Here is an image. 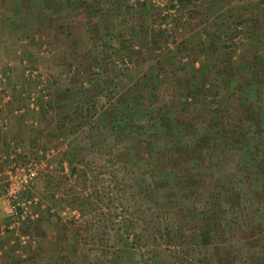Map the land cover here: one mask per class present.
<instances>
[{"label": "rangeland", "instance_id": "rangeland-1", "mask_svg": "<svg viewBox=\"0 0 264 264\" xmlns=\"http://www.w3.org/2000/svg\"><path fill=\"white\" fill-rule=\"evenodd\" d=\"M223 1H225L224 5H226L225 11L228 12L225 14L223 4H221ZM258 1L260 0H95L92 3L96 4L92 7H88V4L85 7V2H83L84 4L81 3V5L87 8V12L83 10V12L81 11L77 15L76 25H58L57 28L59 31L60 26H64L63 33L65 34L62 33L63 36L60 34L59 39L62 41L59 45V50L58 48L56 50L53 48L49 52L46 50V44L44 45L42 39L37 36H40L42 33L45 35L46 32H49L48 28L50 24L42 25L40 17L37 18L35 16L36 14L32 15L35 18L32 17V19H29L32 30L25 34L24 37L20 35L19 30V32L16 31L14 36L6 35L9 33V30H4L2 27L3 24L0 21V105L7 106L14 100H19L20 102L21 99L29 104L32 103L35 105L39 103L38 100L41 98V95L43 98H46L48 95L50 96V89L53 90L58 87V78H62L64 75L54 76V73L61 72L62 70L65 75L67 74L65 79L71 80L72 82L74 80L75 82L78 81L84 91L89 90L96 93V89L103 87L105 91H114L118 94L124 88H131L132 92L134 90V96L139 97L141 93L138 81L140 80L135 79V77L143 74L150 63L153 65L154 61H152L151 55H158L157 57H160L161 55H166L165 53H175L176 56L172 60L174 62L172 66L182 68L183 70L188 69L190 74L193 75L195 66H192L190 63L191 57L189 50L191 51L193 49L190 52L193 58L199 57L202 47L196 46L198 40L202 39L203 41L205 39L212 41L215 37L213 35L211 36L210 33L215 32H221V38H217V43H226L231 46L230 50H227V54L231 51V55H233V59L235 60V62H230L231 67L237 66V61L249 59L247 60L248 62L246 61L248 64L247 68H236L235 70L236 75L239 77L236 87H239V90H243L244 92L249 91V93L254 89V94L256 95L254 98L256 100L254 101H257V104L259 102L263 105L264 101H261L263 100L261 99V93L264 98V87L259 83L261 74L258 71L255 72L253 68L255 63L264 58V4H262V7H259L257 4ZM120 2L123 5H119ZM185 2L186 4H184ZM173 3L177 4L175 8L172 6ZM93 7L94 11L96 7L97 11L101 12V15L99 14L100 16L111 18L117 31L114 29L111 31L104 30L103 32L105 34L107 32V37H97L93 34L92 26L89 25L91 17L88 16V13ZM191 10L196 11V15L194 14L195 18L191 24L200 22L201 25H210L207 33L204 32L203 36H197L203 32L201 25H183L182 14ZM2 11L1 9L0 12L2 13ZM255 12L259 14L256 15ZM253 17H257L258 19L255 18L258 21L256 26L254 25ZM237 22L245 24L242 25ZM123 27L131 30L125 31L126 35L129 32H133L137 36V38L135 36V42L141 39L144 44H149L151 41L150 46L144 45L145 49L147 48L146 53H150L148 57L145 55L139 56L138 53H135L133 57L128 56V54L122 56L123 52L117 47H121L122 43H126V41L121 40L124 31ZM162 30H166L167 32L163 33ZM99 31L95 30L94 32L97 35L103 33ZM73 39H75L76 46ZM130 39L127 38L128 44H133L134 42L132 40L130 41ZM78 41H81V43ZM30 42L36 43L35 46L38 50H34L35 48ZM138 46L136 50L139 49ZM68 48H70V55L67 60V56L63 58L61 52H67ZM131 49V51H134L133 48ZM208 53L210 55L212 54L209 51ZM208 53L207 55H209ZM188 55L189 58H187ZM180 57L184 58L181 59ZM207 59H203L197 66L202 65V62L207 63ZM221 65L224 66L226 64L223 61ZM256 74L257 78L255 79ZM230 79L232 80V78ZM222 81L224 84V78L218 80V82ZM229 87L231 88V86ZM39 93L41 94L37 97ZM93 93L89 95L90 97L88 99L78 104V106L82 107L81 109L84 113V127H80V130H78L77 127H74L76 125L71 124L69 126V130L71 131L77 129L69 137L72 139V147L67 149L70 143L68 138L64 140V143H61L60 149H56L55 147V153L50 157L49 169L43 170L42 164L39 166L36 165L37 176L29 185L30 188L28 187L24 190L19 197L20 202L26 203V201L33 199L27 200L25 197L33 195L46 204L47 212L40 211L37 208L40 204L38 205L34 202L31 204V201H28L26 203L27 208L23 205L15 204V211L12 214L9 211L12 207L11 203L4 195V188L2 189L0 197L2 196L4 201L3 208L6 218L5 222H7L5 226L13 232L11 236L17 248L26 247L24 251L20 249L24 254L22 257L24 260H17L13 264H64L62 261L67 260L68 257L70 259L72 257V264H112L110 257L111 251L115 249L114 247L131 243L136 233L134 229L133 231L135 232H131L130 238L127 241V226L119 221H124L125 217H130L131 215L138 217L139 214H137L138 212L136 210L137 205L135 206L134 204L136 201H134L133 193L139 198L140 196L144 198L146 194L142 190L139 181L136 182L134 180L132 185L128 182V178L132 175L131 171L134 173L131 177H137L138 171H143L147 177L145 178L142 175V178L147 180L144 181L146 185L148 184L150 187L159 190V193L153 194L154 196L152 198L154 200L174 180L175 175L173 174L151 175V172L157 169L155 159L157 157L163 159L167 156L166 150L170 145L163 142L161 146H157L158 149H155V153H149V150L146 148H141L143 151L142 158L138 156L140 158L134 159L130 155H122L124 152L122 148L126 144H132L134 138L123 141L124 144L123 142H119L117 147L119 149L113 146V143L117 139L116 130L113 126H107L105 122L110 120V117H114L111 121L117 117V122L126 118L125 116L121 118V115L117 114L115 110V106L120 104L118 103L119 97L117 98L116 94L113 97L108 96L106 99V97L104 98L102 96L101 98L99 95L93 96L95 95ZM153 96L154 93L151 95L152 100ZM248 96L252 97V95ZM144 97V100L147 101L146 104L152 101L147 99V95H144ZM158 98L160 99L159 104L165 102L166 106L174 107L170 111V108H166V112L163 113H160L159 109L157 112L156 109L153 114H157L156 116L158 118L160 115L161 117L165 116L166 120L168 118L170 120L171 118L169 123L172 125V128L169 132H166L165 127L161 125L163 124L160 121L162 120L161 117L159 118L160 120L150 119L152 122L149 125H153L152 131H155V137L153 139L167 141L164 139L171 137L169 140H172L176 133L180 132L179 130L188 133L190 146L195 148L191 152L180 151L183 157L191 158V155L195 157L204 152L206 158L212 159V164L217 166L218 161L214 158V155L225 148L222 146L216 147V145L220 144L223 139H228L231 143H234L244 138L243 143L240 142L236 145L245 147L243 149L241 148L244 153H246V149H250V152L248 150L243 155L244 157L239 159V167L235 165L231 168L226 165L224 178L219 175V178L216 179L218 187L214 189L213 196L211 195L212 197L208 195L201 197H194L193 195L184 196L182 193H179L178 196H173L172 200H176L178 209L182 210L181 212L183 213H189V208H191L192 212H199L203 209L202 206L207 205L206 207H209L208 203L214 205L216 202H220L224 208L231 204H234L235 208L245 206L252 213L251 215L254 216L256 223L264 230V164L262 160L264 154V125L262 124L261 115L257 114V111L250 110L249 115L251 118H247L246 116L245 123L247 126L244 130L239 127H234L233 130L227 132L223 129L221 112L217 111L218 119L211 123V127L208 130L206 128L202 129L200 124L197 126L196 120L200 109L191 108L186 104H178V101L172 102L170 100V94H163ZM116 101L117 104H115ZM212 102L209 104L217 105L221 100L217 102V99L214 97ZM157 105L156 103V107ZM38 107H40V103ZM222 108L221 110L223 112L224 110ZM216 109L218 107L214 108V110ZM104 110L106 112H102ZM214 110L212 113L215 112ZM129 113L131 114V112ZM162 114L164 115L162 116ZM64 122L65 118L62 117L58 120V125L63 128ZM150 133L147 132L145 134L146 136H143V139L147 138V134ZM66 140L67 145L65 144ZM90 142L97 143L96 145L100 147L97 150L91 148L86 149L83 153L86 156V161L90 162V167L87 168L88 179H83L84 176H72L71 168L67 164L65 154L75 148V146L82 147L84 145L86 147ZM108 146L114 149V157L110 154V150L106 148ZM59 147L58 145L57 148ZM135 152L133 151V154ZM97 158H100V161ZM35 161L30 160L22 167L30 163L36 164ZM134 163H136L137 167L133 166L135 170H131L132 165H135ZM193 163L197 164L195 160ZM171 164L174 166L177 164L178 166L177 160H172ZM116 177H119L121 180L117 182ZM250 191H253V193L256 192L257 200L251 196ZM80 193L84 194V198L79 197ZM24 194L25 197L23 199L22 195ZM89 195L91 197L90 200L93 201V205L91 206L86 204ZM166 198L163 199L165 200ZM68 200L69 203H67ZM149 200L151 199L149 198ZM151 201L153 205L154 201ZM49 205L53 207L51 211L48 210ZM70 206L73 207L69 208ZM34 210H39L40 214L37 215V212ZM162 211L165 213L163 214V226H169L170 216L174 214V210L171 208V213H168L169 211L167 212L171 215H168L164 210ZM230 213L228 211L225 215H230ZM220 215L223 214L220 213ZM225 215H223L224 219L226 217ZM146 218H148L147 223L140 221L141 226H137V229H139L137 231L143 234L146 233L145 236L155 231L153 226L156 225L151 221L153 218L152 215H147ZM27 219H37L36 223L38 225L43 220L52 221L53 224H50L53 227L48 230L47 234H52L53 231H56V236L59 238L67 236L66 239L69 243L67 244L66 250L63 249L61 251L59 248L56 249V246L52 247L53 245L47 244L46 247L51 251L46 250L43 254L40 252H38L40 254H37L34 250V253L33 250L27 247L33 240V236L21 230L23 221ZM116 221L117 224L115 225L114 223ZM240 221H242L241 218L239 219V223ZM39 230L43 233L41 236L46 235L44 228H40ZM131 244L130 247L132 249L130 255L135 260L132 263L125 262V264H147L148 261L155 264L158 261L157 257L152 262V260H149V256L159 251V248L160 250L166 248V244H163L162 247L153 243L143 247H134ZM135 244L136 246L139 245L138 243ZM217 251L221 258L228 254L227 251L222 249ZM107 252L110 254H107ZM164 252L168 253L169 249L167 248ZM256 252L264 256V246H258ZM60 254L63 256L67 254V256L63 260V256H60ZM130 255L128 252H125V261L130 260L128 259ZM163 255L164 253H162ZM241 264H247V262L241 260ZM251 264H258V262Z\"/></svg>", "mask_w": 264, "mask_h": 264}, {"label": "crops", "instance_id": "crops-1", "mask_svg": "<svg viewBox=\"0 0 264 264\" xmlns=\"http://www.w3.org/2000/svg\"><path fill=\"white\" fill-rule=\"evenodd\" d=\"M93 1L95 0H0V10H3L2 13L0 12V21L3 24V29L9 30V33H7L6 35L14 36L16 34V31L19 30L20 32H18L20 33V35H23L22 37H24L25 34L29 33L32 30L31 21H29V19H32V15L36 14L35 16L37 18L40 17L42 25L50 24V27L48 28L49 32H46L45 35L44 33H42L43 36L41 34L37 37H40V39H42L44 45L46 44L45 46L48 52L49 50H53V48L55 50L56 48H58L59 50V45L62 41L59 39L60 34L63 36V34L65 33H63L64 26H60L59 31L57 28L58 25H76L75 23L77 20V15L81 13V11L83 12V10H86L87 12V8H85L87 7L86 4H88V7H92L96 4H93ZM83 2H85V7H82L81 5V3L84 4ZM224 3L225 1L221 2V4H223L222 6L224 8L225 14L228 12L225 11L226 5H224ZM184 4H186V2ZM184 4L182 5L184 6ZM119 5L123 4L120 2ZM99 14L101 15V12L97 11L96 7L94 11L93 7V9L88 13V16L91 17L89 25L92 26V32L97 37H107V32L105 34L103 31H111L113 29L116 30L115 25L111 18L103 17ZM194 14L196 15V11L191 10L188 12H184L182 14L183 25H201L200 22L191 24V22H193V19L195 18ZM201 27H203V32L201 34H198L197 36H203L204 32L207 33L210 25H201ZM95 30H100L99 32L101 33L102 31L103 33L97 35L94 32ZM125 31L131 30H128L127 27L124 28L121 40L126 41V43H122L121 47H117L118 49L120 48V50L123 52L122 56H126L128 54V56L133 57L135 53H138L139 56L145 55L148 57L150 53H146L147 48L145 49L144 45L150 46L151 41L149 42V44H144L141 39L138 42H135L137 36L133 34V32H129L126 35ZM219 36L220 37H218V39L221 38V32L219 33ZM127 38H131L130 41L132 40V42L134 43L128 44ZM216 41V39H213L212 41H207L205 39H203V41L202 39L198 40L196 46L202 47V50L200 53L201 55L197 58H193L192 54L190 53L193 49H191V51L189 50V55L191 57L190 63L192 64V66H195L193 75L190 74L188 69L183 70L182 68L172 66V64H174L172 60L176 56L175 53H165L168 56L161 55L160 57H157L158 55H151L150 57L152 61H154L153 65L150 63L146 70H144L143 74L137 75V77H135V79L140 80L138 81L141 93L140 94L138 92V94H140L139 97L134 96V90L132 92L131 88H124V90L122 89V91L118 94L114 91H105L103 87H99V89H96V93H93L89 90L84 91L83 87L78 83V81L75 82L74 80V82H72L71 80L65 79L67 77V74L65 75L64 71L62 70L61 72L54 73V76L64 75V77L58 78V87L53 90L50 89V96L48 95V97L43 98L41 95V98L38 100L40 103V107H38L39 103L35 105L32 103L29 104L22 99L20 102L19 100H14L7 106L0 105V195L2 194V189L8 183L6 174L9 170L22 167L30 160H36L35 162L38 166L42 164L43 170L49 169L50 157L53 153H55V147L56 149H60L62 145L61 143H64V140L66 138H68V141L70 142L67 149L72 147V139L69 137L72 136L73 131L76 132L77 129L80 130V127L84 125V115L81 109L82 107L78 106V104H81V102H83L85 99H88L90 97L89 95L92 93L95 94L93 96L99 95V97L102 98L103 96L104 98L106 97V99L108 96L113 97L117 94V98L119 97L118 103H120V107L122 108V110L128 108L127 105H130L132 107H142L144 109L153 111H156L157 109V112L159 109L160 113L166 112V108H170V111L174 107L168 105L166 106L165 102L159 104V96H162L163 94H170V100L172 102L178 101V104H186L191 108L200 109L197 118L199 120L204 118V112L207 110L212 112L215 107H221V105L223 107L222 109L225 110L226 104H229L231 99L233 98L232 92L234 93V91H238L242 94L249 93V91L244 92L243 90H239V87H236L238 85L239 77L236 75L235 71L236 68H247V60L249 59H242L241 61H237V66L231 67L230 62H235V60L233 58H231V60L226 59L227 56H229L227 54L226 43L222 44L217 43ZM34 42L30 43H32L31 45L35 48L34 50H38L35 46L36 43ZM73 42L76 46L75 39H73ZM78 42L81 43V41ZM130 46H132L131 48H133L134 51H131L132 49L130 48ZM137 46L139 48L138 50H136ZM69 51L70 48H68L67 52H61L63 58L67 56L68 60L70 55ZM208 51L212 52V54L210 55ZM207 53L209 55H207ZM189 55L187 58H189ZM204 57L208 58L207 63L202 62V65L197 66L201 61H203V59H205ZM180 58L182 59L184 57ZM223 61L226 64L224 66L221 65V62ZM215 63L218 64L216 65ZM223 78L224 84L223 81L218 82L219 79L222 80ZM230 78H232L233 81ZM229 86H231V88ZM150 91L154 93L153 100L151 98V95L153 93H151ZM40 94L41 93H39L37 97L40 96ZM144 95H147V99L152 101L146 104L147 101L144 100ZM214 97L217 99V102L219 100H221V102L217 105H210L209 103H213L212 100L214 99ZM156 103L160 106L157 105L156 107ZM115 104H117V101L115 102ZM102 112L106 111L104 110ZM129 115V113H126L123 110L121 118L122 116H125L126 119H130L131 116ZM156 115L154 114L153 116L144 117L138 122L150 123L152 122L150 121V119L160 120L159 118L161 117V115L159 116V118ZM163 115L164 114H162V116ZM62 117L65 118V126L63 125V128L58 125V120ZM161 118L166 122H170L171 120V118L170 120L169 118L166 120L165 116ZM111 119H114V117H110V120L105 122L107 126L113 125L114 120L111 121ZM215 120L216 119L211 118L210 122L212 123ZM71 124L76 125L74 127H77V129H74L73 131L69 130V126H71ZM199 124L200 126H202V129L207 128V125L204 122H199L197 126ZM66 130L69 132H67ZM65 144L67 145V140L65 141ZM58 145L60 146L59 148H57ZM30 197V199H33L28 200L31 201V204L33 202L38 205L40 204V206H37V208H39L40 211L42 210L43 212H47L46 204L41 202L40 199H37L33 195H30ZM28 201H26V203H28ZM3 207L4 201L1 196L0 264H13L16 263L17 260H24V258H22L24 254L20 251V249L24 251L26 247L17 248V245L12 239L13 237L11 236L13 232L7 229L5 226L7 222H5L6 218ZM39 210H34L35 212H37V215L40 214ZM36 221L37 219H27L26 221H23V227H21V230H23L24 233H28L33 236V240L30 242L29 246H27L29 249L33 250V252L35 250L37 254H43L44 251L50 250L46 247V245L49 244L51 246L53 245L52 247L56 246V249L59 248L61 249V251L63 249L66 250L67 244L69 243L66 239L67 236L59 238L58 236H56V231H53L52 234H47L48 230L52 229L53 227V225L50 224H53L52 221L43 220L40 225H38ZM38 228H44L46 231V235L41 236L43 233ZM49 235H51V237H49ZM61 255L62 254H60V256ZM65 256H67V254ZM65 256H63V260L65 259ZM57 258L59 257L57 256ZM71 259L68 257L67 260L62 262L64 264H72L73 261H71Z\"/></svg>", "mask_w": 264, "mask_h": 264}, {"label": "trees", "instance_id": "trees-1", "mask_svg": "<svg viewBox=\"0 0 264 264\" xmlns=\"http://www.w3.org/2000/svg\"><path fill=\"white\" fill-rule=\"evenodd\" d=\"M257 4L259 5V7H262V4H264V0L258 1ZM176 5V3L172 4L174 8L176 7ZM258 12H255V14L258 15ZM255 18L257 19V17H253L252 19L254 20V25L256 26L258 24V19L256 20ZM239 24H242V22H240ZM244 24L245 23H243V25ZM162 32L165 33L167 31L162 30ZM212 35L216 40L218 37H220L218 32L211 33V36ZM226 47L227 50H230L231 48V46H229L228 44H226ZM228 54L229 56L226 59L231 60V58H233V55H231V51L228 52ZM253 68L255 69V72L258 71L261 74L259 83L264 87V58L261 61L255 63L253 65ZM256 78L257 74L255 79ZM254 92V89L247 94H242L238 91H234V93L232 92L233 98L231 99L229 104H226V109L223 112L221 110L222 107H218V109L214 110L215 112L213 113L207 110L204 112V118L196 120L197 124L199 122H204L207 125L206 129L209 130V127H211L210 119H218V111L221 112L220 115L222 116V125L224 131L228 132L229 130H233L234 127H239L244 130L247 126V124L245 123L246 116L247 118H251V116L249 115V111L254 110L257 111V114L261 115V119L263 122L262 124L264 125V104L262 105V103L259 102L257 104V101H254L256 100L254 99L256 96ZM248 95H252V97H249ZM261 99H263L261 100L263 102L264 98L262 93ZM127 106L128 108H125L126 110H123L126 113L131 112V114H129L132 118H124L121 121L117 122V117H115L113 125H108L115 127L116 130L117 139L113 143V146L117 148L119 142L134 138V142L132 144H126V146L122 148V150L124 151L122 155H130L131 158L134 159L140 158L138 156H141L142 158L143 151L141 148H146L147 150H149V153H155V149L157 148V146H161L164 142L165 144L170 145L166 150L167 156H165L163 159L161 157H157L155 159L157 162V169L154 172H151V175L168 173L175 176L173 182H171L169 185V187H171H167L163 193H160V196H158L159 198L156 197V199L154 200V198H152L154 196L153 194L159 193V190H156V188L154 187H150L148 184L146 185V182L144 181L147 180L142 178V175L143 177L145 176V178L147 177L143 171L139 170L137 177H131L134 174L131 171L132 175H130V177L128 178V182L132 185L134 183V180L136 182L139 181L142 190H144L146 194L144 198H142L141 196L139 198L135 193H133V198H135L134 201H136L134 204L135 206L137 205L136 210L139 216L134 217L131 215L130 217H125L124 221L121 220L119 222H122L127 226V241L129 240L131 232L134 229L136 230V233L134 234V238L132 239V244L125 243L114 247L115 249L111 251L110 262L112 264H125V262L132 263L135 258L130 255V251L132 249L130 247V244L134 247H143L149 246L153 243L160 247H162L163 244H166L165 249L160 250L159 248V251H156L155 254L149 256V260H152V262L153 260H156L157 257L158 261L155 264H241V260H245L247 264L255 262H258V264H264V256L256 252L258 246H264V230H262V227L259 226L258 223H256L254 216L251 215L252 213L248 211L245 206L235 208L234 204H231L230 206L225 207V209L220 202H216L214 203V205L208 203L209 207H206L207 205L202 206L203 209H201L199 212H192L191 208H189V213H183L181 212L182 210L178 209L176 200H172V197L175 195L178 196L179 193H182L184 196L193 195L194 197H201L204 195L213 196L214 189L218 187L216 179L219 178V175L224 178L226 165L230 166L231 168H233V166L235 165L239 167V159L241 157H244L243 155H245L248 150L250 152V149H246V153H244L242 149L245 147L236 145L240 142L243 143L244 138L243 140L235 141L234 143H231L228 139H223L220 144L216 145V147L222 146L223 148H225L218 152V154L214 155V158L218 161L216 165L219 167H217L212 164V159L206 158L204 152L198 154L195 157L191 155V158L183 157V155L180 154V151L191 152L195 148L190 146L191 144L189 143V136L187 135L188 133L181 132V130H179L180 132H177L172 140H169L171 137L169 139L168 137L164 139L167 141H161V139H153V137H155V131H152L153 125H149V123H140L138 121H140L144 117H149L151 115L153 116L154 111L144 109L142 107L137 108L130 105ZM115 110L117 111V114H123V110L120 107V104L118 106H115ZM161 121L163 122L162 125L165 127V131L169 132L172 128V125L164 120ZM82 127H84V125ZM147 132L151 133L147 134L148 137L143 139V136H146L145 134ZM96 144L97 143L90 142L88 146L86 145V147H84V145L82 147L75 146V148L65 154L67 164L71 168L72 176H84L83 179H88L87 168L90 167V162L86 161V156L83 155V153L86 149L90 148L93 150H97V148L100 146ZM106 148L110 150V154L114 157V149L110 148L109 146ZM133 151L136 152L133 154ZM99 159L100 158H97V160ZM172 160H177L178 166L177 164L175 166L172 164L170 165ZM194 160L195 162H197V164L193 163ZM262 160L264 164V154ZM136 163H134L135 165H132L131 170H135V167H137ZM120 180L121 179L119 177H116L117 182H119ZM250 194L256 199V192L253 193V191H250ZM22 197L24 199L25 195H22ZM79 197L84 198V194L80 193ZM30 198V195L25 197V199L27 200ZM90 198L91 197L89 195L88 200H86V204H89V206L93 205V201L90 200ZM137 198L139 199L137 200ZM149 198L154 201L153 205L151 203L152 201L149 200ZM163 198L166 199L164 200ZM141 200L143 201L140 202ZM67 203H69V200L67 201ZM71 207L73 206H70L69 208ZM52 208L53 207L49 205L48 210L51 211ZM80 208L82 209V207ZM171 208L174 210V214L172 215L168 214L171 213ZM197 208L200 209V207L198 206ZM197 208L196 210H198ZM162 210L166 211V213L169 211L167 214L171 215L169 226H163V214L165 213ZM228 211H230L231 213L230 215L226 216L225 214H227ZM220 213L226 216L225 219L223 215H220ZM147 215L153 216L151 221L156 225L153 226L155 228V231L145 236L146 233L143 234L137 231L139 230L137 229V226H141L140 221H144L145 223H147ZM240 218L242 219V221H240L239 223ZM114 224L116 225L117 221ZM135 243H138L139 245L136 246ZM167 248L169 249V252L165 253L164 251ZM220 249L227 251V256L221 258L219 252L217 251ZM125 252H128L130 255V257H128V259L130 260L128 261H125L124 259ZM108 253L109 252H107V254ZM162 253H164L163 256ZM147 264L153 263H150L148 261Z\"/></svg>", "mask_w": 264, "mask_h": 264}, {"label": "built area", "instance_id": "built-area-1", "mask_svg": "<svg viewBox=\"0 0 264 264\" xmlns=\"http://www.w3.org/2000/svg\"><path fill=\"white\" fill-rule=\"evenodd\" d=\"M37 176L36 164L30 163L20 169L10 170L7 173V185L4 187V195L11 203L9 211L12 214L15 211V204L23 205L25 208L26 203L20 202L19 197L22 192L26 190L31 184L32 180Z\"/></svg>", "mask_w": 264, "mask_h": 264}]
</instances>
